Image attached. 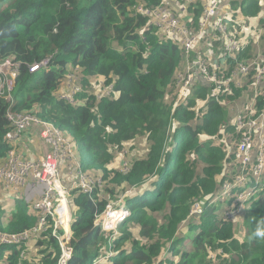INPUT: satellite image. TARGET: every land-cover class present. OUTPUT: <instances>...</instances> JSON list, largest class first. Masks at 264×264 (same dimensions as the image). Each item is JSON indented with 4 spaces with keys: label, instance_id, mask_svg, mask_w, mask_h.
<instances>
[{
    "label": "trees",
    "instance_id": "trees-1",
    "mask_svg": "<svg viewBox=\"0 0 264 264\" xmlns=\"http://www.w3.org/2000/svg\"><path fill=\"white\" fill-rule=\"evenodd\" d=\"M179 1L171 3L172 12L193 29L209 0ZM140 2L152 8L161 0H0V59L10 56L21 63L12 109L54 123L85 152L87 174L102 179L93 193L95 205L82 191L70 195L72 254L67 264H93L104 251L109 257L98 264H264V240L249 239L264 222V193L233 221H225L223 213L236 204L234 192L207 205L238 170L231 107L253 95L250 82L232 94H214L197 78L177 102V74L184 69L181 47L149 17L132 11ZM230 3L234 13L228 31L245 44L236 56L242 59L253 48L263 5L260 0ZM45 57H50L48 70L28 71V64ZM231 65L228 60L222 70ZM73 67L82 91L77 103L69 104L56 91ZM100 81L113 89L97 99ZM257 105L264 106V88ZM7 107L0 95V160L11 130ZM138 138L144 141L140 147ZM134 147L139 151H130ZM123 148L130 165L126 173L109 167ZM130 189L134 195L123 200L131 215L108 241L93 214ZM2 193L1 229L17 232L37 222L35 212L27 211L29 204ZM194 201L205 208L188 219ZM30 242L35 251L27 257L21 256V245L0 246V264H57L60 248L50 232ZM210 250L216 252L213 260Z\"/></svg>",
    "mask_w": 264,
    "mask_h": 264
},
{
    "label": "built area",
    "instance_id": "built-area-1",
    "mask_svg": "<svg viewBox=\"0 0 264 264\" xmlns=\"http://www.w3.org/2000/svg\"><path fill=\"white\" fill-rule=\"evenodd\" d=\"M167 5L171 6V0H161L152 8L140 2L133 5L132 11L149 17L152 25L177 41L181 47L185 65L183 71L177 74V102L183 100L197 78L203 80L214 94L220 90L232 94L233 88L242 87L248 80L250 82L253 95L243 99L240 105L235 103L231 107L238 134L233 153L238 170L222 183L214 196L223 200L232 192L235 193L236 204L225 214V218L232 219L258 193L264 192V106L260 108L257 105L260 91L264 88V19L257 26L253 48L240 59L236 56L245 44L229 34V20L234 13L230 0H209L203 6L202 15L193 29L179 20ZM243 41L246 43L245 38ZM201 44L213 47V53L218 58L214 54L211 58L200 54L197 48ZM228 60L233 65L223 71ZM0 61V95L8 105L5 115L11 126L4 137L8 146L5 157L0 161V183L16 192L22 191L23 199L37 216V222L27 229L17 232L0 229V245H25L33 236L50 232L60 248L57 264H66L72 254L68 243L73 218L67 196L70 197L71 191L79 190L95 205L93 193L101 180L87 174L73 140L65 136L54 123L35 114L12 109V94L21 63L11 59ZM49 63L50 57H45L28 64V71L35 73L40 69L48 70ZM77 71V67L69 69L56 91L59 99L69 104L77 103V96L82 91ZM112 89V84L100 82L95 92L97 99L109 96ZM34 128L45 150L38 158H29L20 149V142L24 133ZM129 168L128 160H122L119 170L126 173ZM63 173L65 178L61 179ZM122 200L107 201L102 210L96 208L93 214L94 224L100 228V232L108 234L110 240L117 233L118 224L130 215ZM201 212L202 204L194 201L189 214L198 215ZM209 256L214 258L215 252L210 250ZM104 257L108 258L109 254Z\"/></svg>",
    "mask_w": 264,
    "mask_h": 264
},
{
    "label": "rangeland",
    "instance_id": "rangeland-1",
    "mask_svg": "<svg viewBox=\"0 0 264 264\" xmlns=\"http://www.w3.org/2000/svg\"><path fill=\"white\" fill-rule=\"evenodd\" d=\"M193 0H185V3H187V4H190L191 2H192ZM260 2L262 3V9H263V14H264V0H260ZM171 3H172V5H173V3L174 4H180V1L179 0H171ZM168 6V5H167ZM169 7V6H168ZM170 8V7H169ZM170 10H171V12H172V8H170ZM173 13V12H172ZM174 14V13H173ZM175 15V14H174ZM176 16V15H175ZM179 20H180V18H179V16H176ZM213 50H214V48L213 47H205V45L204 44H201V47L198 49L197 48V51L200 53V54H205L206 55V57H208V58H211L212 56H213ZM220 54H222V52L220 53ZM7 59H11V60H15L14 58L12 59L10 56H8V57H5V58H3V59H0V60H7ZM16 61V60H15ZM1 62V61H0ZM184 65H185V63H184V58L182 57V60H181V63H180V66H183V68H184ZM210 66V68H212V66L211 65H209ZM98 86H96V88H97ZM73 143L76 145V147H77V143L75 142V141H73ZM136 144H137V146H139L140 147V145H142V144H144V141H143V139L142 138H138L137 140H136ZM21 148V147H20ZM130 151H132L133 153H136V151H139V150H137V148L136 147H134L133 149L132 148H130ZM80 152H81V160L84 162V154H85V152L81 149L80 150ZM44 154V150L41 152V151H36V153H33V155H34V157L35 158H38L39 156H41V155H43ZM127 155H128V152H127V149L126 148H123L120 152H119V154H117V156H116V158L114 159V166H116L118 169H120V164H121V162H122V160H128V159H126V157H127ZM120 159V162L118 161ZM1 161V160H0ZM109 167H111V165H109ZM130 169V168H129ZM128 169V170H129ZM120 171V170H119ZM65 178V175H64V173L61 175V179H64ZM100 180H101V184H100V186L102 185V179L100 178ZM99 186V187H100ZM2 191H4L5 192V194L12 200V199H14L15 198V196L17 195V194H14V193H10V191L8 192L7 190H4L3 189V186H2V184L0 183V196L2 197L3 196V193H2ZM73 191H75V190H73ZM73 191H71L70 193H72ZM21 193V195H17V196H19V197H22L23 198V193H22V191H20ZM133 194H134V189H130V190H127L126 192L124 191V194H122L121 196H119L117 199H115V200H111V201H118V200H122L123 199V196H126V195H130V196H133ZM71 195V194H70ZM103 195H104V193H103ZM6 197V196H5ZM67 198H68V202H69V195L67 196ZM21 200V199H20ZM23 202H24V200H22ZM123 202H124V200H122ZM125 203V202H124ZM69 205H70V203H69ZM125 208H128L127 207V205H126V203H125ZM29 210H31V208L30 207H27V211H29ZM71 210H72V208H71ZM128 213L131 215V210L128 208ZM129 214H127V215H129ZM127 215H125V216H127ZM130 215L129 216H127L126 217V219L128 218V217H130ZM125 219V220H126ZM240 223H241V225H242V220H240L239 221ZM123 223V222H122ZM121 223V224H122ZM121 224H118V226H117V230L119 229V226L121 225ZM194 233H195V230L193 229V230H191V232L189 233L190 234V236H191V239H193V236H194ZM108 238V237H107ZM113 239V238H112ZM110 240V238H108V241ZM22 246V245H21ZM22 248H23V252L21 253V256H22V254L24 253V255L27 257V256H29V255H31V254H33V252L35 251V249L33 248V245L31 244V242H30V240L28 241V242H26V244L24 245V246H22ZM105 254H107V251H104L100 256H98L97 258H95L93 261H92V263L93 264H96L98 261H100V262H102V261H104L107 257H104L105 256ZM70 260V259H69ZM68 260V261H69ZM67 261V262H68ZM99 262V263H100ZM67 264V263H66ZM98 264V263H97Z\"/></svg>",
    "mask_w": 264,
    "mask_h": 264
},
{
    "label": "clouds",
    "instance_id": "clouds-1",
    "mask_svg": "<svg viewBox=\"0 0 264 264\" xmlns=\"http://www.w3.org/2000/svg\"><path fill=\"white\" fill-rule=\"evenodd\" d=\"M100 82H102V81H100ZM100 82H99V84H100ZM109 85V84H108ZM96 94V93H95ZM111 95V94H110ZM109 95V96H110ZM104 97H106V96H104ZM103 98V97H102ZM241 103V102H240ZM233 119H234V117H233ZM233 124H234V122H233ZM77 149H78V144H77ZM78 152H79V150H78ZM79 154H80V152H79ZM83 163V162H82ZM83 165V164H82ZM84 168V167H83ZM2 184V183H1ZM2 186H3V184H2ZM3 189L4 190H8V191H10V192H12V193H14V194H17V195H21L20 193V191H18V192H16V191H14V190H12V189H8V188H5L4 186H3ZM262 193H264V192H261V193H258V195L256 196V197H259L260 196V194H262ZM134 195V194H133ZM255 198V197H254ZM19 199H21V200H24L22 197H19ZM220 201H222V200H220V199H217V198H211V199H209L208 200V202H207V205L208 206H211V205H213V204H215V203H218V202H220ZM24 202H25V200H24ZM26 203V202H25ZM28 204V203H27ZM30 205V204H29ZM192 205V204H191ZM30 208H31V206H29ZM191 208V207H190ZM205 208V207H204ZM204 208H203V205H202V212L200 213V214H198V215H190L189 213H188V219H194L195 217H197V216H199V215H201L202 213H203V211H204ZM228 209L230 208L229 206L227 207ZM228 209H226L225 210V212L223 213V216H224V220L225 221H233L235 218H232V219H227V218H225V214H226V211L228 210ZM31 211H32V209H31ZM243 211H245V207L240 211V213L241 212H243ZM189 212H190V209H189ZM1 229V228H0ZM249 239L250 240H264V222H261L252 232H251V234H250V236H249ZM0 246H2V245H0ZM22 246H24V245H22ZM212 251V250H211ZM214 252V251H213ZM220 253H221V250H220ZM215 256H216V252H215ZM209 258H210V256H209ZM211 260H213V259H215V257L214 258H210Z\"/></svg>",
    "mask_w": 264,
    "mask_h": 264
},
{
    "label": "crops",
    "instance_id": "crops-1",
    "mask_svg": "<svg viewBox=\"0 0 264 264\" xmlns=\"http://www.w3.org/2000/svg\"><path fill=\"white\" fill-rule=\"evenodd\" d=\"M20 147L22 152L29 158H35L33 153H36V151L42 152L43 150H45V147L40 141L35 128L24 133V135L22 136V141L20 142ZM118 161L120 162V159ZM113 163L114 160L112 163H110L111 167L114 166Z\"/></svg>",
    "mask_w": 264,
    "mask_h": 264
},
{
    "label": "bare ground",
    "instance_id": "bare-ground-1",
    "mask_svg": "<svg viewBox=\"0 0 264 264\" xmlns=\"http://www.w3.org/2000/svg\"><path fill=\"white\" fill-rule=\"evenodd\" d=\"M117 213H121L120 211H117Z\"/></svg>",
    "mask_w": 264,
    "mask_h": 264
}]
</instances>
